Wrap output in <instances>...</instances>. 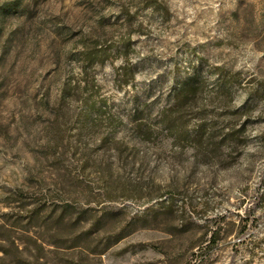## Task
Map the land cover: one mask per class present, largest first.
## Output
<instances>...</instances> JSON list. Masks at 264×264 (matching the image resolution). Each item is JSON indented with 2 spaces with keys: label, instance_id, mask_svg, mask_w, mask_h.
Returning a JSON list of instances; mask_svg holds the SVG:
<instances>
[{
  "label": "rangeland",
  "instance_id": "374dc122",
  "mask_svg": "<svg viewBox=\"0 0 264 264\" xmlns=\"http://www.w3.org/2000/svg\"><path fill=\"white\" fill-rule=\"evenodd\" d=\"M0 264H264V0H0Z\"/></svg>",
  "mask_w": 264,
  "mask_h": 264
}]
</instances>
